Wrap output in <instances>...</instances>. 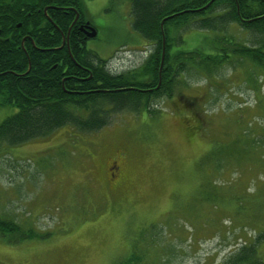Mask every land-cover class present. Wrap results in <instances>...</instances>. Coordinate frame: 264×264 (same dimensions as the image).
Wrapping results in <instances>:
<instances>
[{
	"label": "rangeland",
	"instance_id": "obj_1",
	"mask_svg": "<svg viewBox=\"0 0 264 264\" xmlns=\"http://www.w3.org/2000/svg\"><path fill=\"white\" fill-rule=\"evenodd\" d=\"M82 10L96 29L85 45L109 69L142 65L152 47L131 26L129 0ZM203 34L186 30L184 48ZM180 79L150 112L0 145V221L26 237L0 232V264H235L249 244L264 261V70L243 59ZM16 111L0 106V122Z\"/></svg>",
	"mask_w": 264,
	"mask_h": 264
},
{
	"label": "trees",
	"instance_id": "obj_2",
	"mask_svg": "<svg viewBox=\"0 0 264 264\" xmlns=\"http://www.w3.org/2000/svg\"><path fill=\"white\" fill-rule=\"evenodd\" d=\"M129 1L131 26L152 48L137 69L115 71L78 33L83 0H0V106L17 109L0 122V145L64 125L91 133L117 113L150 112L154 100L186 85L180 77L191 69L209 74L244 59L264 70V0ZM233 27L252 34L254 44L239 42ZM189 29L204 34L188 50L183 34ZM1 231L19 235L4 234L12 244L25 237L13 222L0 221ZM248 246L233 256L235 264H264Z\"/></svg>",
	"mask_w": 264,
	"mask_h": 264
},
{
	"label": "flooded vegetation",
	"instance_id": "obj_3",
	"mask_svg": "<svg viewBox=\"0 0 264 264\" xmlns=\"http://www.w3.org/2000/svg\"><path fill=\"white\" fill-rule=\"evenodd\" d=\"M83 11V10H82ZM78 33L82 34L83 35V39L85 40V44H86V41L89 39V38H92V37H89L88 33H90L91 31V28L95 29V27L92 25L91 22H89L87 19L84 18L83 21L80 22V24L78 25ZM52 32H50L51 34ZM26 37V36H25ZM25 37L22 38L21 40V47L23 46V43H24V39ZM63 45V42H61L60 46ZM68 46V45H67ZM86 46V45H85ZM87 48V47H86ZM108 170H109V181L110 179H113L115 180V178L117 179V181L121 180L123 178V175H124V170H123V167H122V164L121 163H118L117 161H110V164L108 165Z\"/></svg>",
	"mask_w": 264,
	"mask_h": 264
},
{
	"label": "water",
	"instance_id": "obj_4",
	"mask_svg": "<svg viewBox=\"0 0 264 264\" xmlns=\"http://www.w3.org/2000/svg\"><path fill=\"white\" fill-rule=\"evenodd\" d=\"M170 17H171V16H170ZM170 17H166L165 19H163V21L169 19ZM76 18H77V16H76ZM76 18H75V20H76ZM75 20H74V21H75ZM163 21H162V22H163ZM161 24H162V23H161ZM95 34H96L95 30L91 28L90 33H88L89 37H94ZM163 57H164V48L162 49V52H161L160 65H159V69H160V70H161V67H162V64H163ZM159 82H160V80L158 81V83H159Z\"/></svg>",
	"mask_w": 264,
	"mask_h": 264
}]
</instances>
